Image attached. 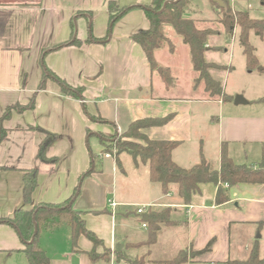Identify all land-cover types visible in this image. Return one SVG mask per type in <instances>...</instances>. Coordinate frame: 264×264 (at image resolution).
<instances>
[{"label": "crops", "instance_id": "0c3cea01", "mask_svg": "<svg viewBox=\"0 0 264 264\" xmlns=\"http://www.w3.org/2000/svg\"><path fill=\"white\" fill-rule=\"evenodd\" d=\"M109 1L130 9L101 42L96 39L106 34ZM151 2L0 0V113L7 106L26 105L36 92L33 107L12 110L2 121L6 137L0 142V218L36 204L61 203L77 188L74 209L82 211L85 227L101 241L94 246L80 235L72 246L70 228L59 234L57 229L63 226L41 231L38 242L49 257L47 264H112L109 260L92 261L89 254L94 249L110 251L130 241L145 242L148 227L142 225L135 209L148 203L154 204L152 211L166 209L173 223L160 228L155 243L145 245L149 260L145 264L171 258L182 248L202 250L210 241L208 250L184 264H225L229 259L245 258L251 246L258 244L255 233L264 226V183H227L228 200L221 204L215 202L216 186L202 184L185 203L176 185L163 193L161 186L149 179L148 166L123 160V153L115 158L103 156L110 160L108 164H94V171L83 175L92 164L91 138L99 143L100 135L121 134L131 122L144 118L166 119L142 133L151 140L177 141L171 157L181 167H190L203 157L217 169L222 147L231 158L237 145H259L261 150L264 143V114L241 112L235 104L229 107L222 99H209L195 78L180 81L178 62H159L164 48L155 50L154 58L169 68L172 82L165 85L160 67L156 72L150 69L143 50L130 35L149 27L143 8ZM234 2H229L232 8ZM191 5L188 14L194 12L204 23H210L219 12L210 1L203 15L197 5ZM246 8H251L250 3ZM224 32L208 37L207 62L217 64L209 61V53H229L236 42L237 34L229 38ZM90 36L95 39L88 41ZM72 38L79 43L67 44ZM209 43L218 48H209ZM186 61L190 64L188 50ZM46 69L70 86L82 87L81 95L62 93L52 77L44 76ZM212 71L217 69H210L213 77ZM41 82L43 88L38 90ZM45 130L56 132L58 140L47 147L45 159H40L38 148ZM54 158L56 163L51 161ZM33 167L37 168L36 185L26 203L23 171ZM111 201L116 206L112 207ZM133 223L144 231L143 237L133 239ZM22 247L16 230L0 223V264H28Z\"/></svg>", "mask_w": 264, "mask_h": 264}, {"label": "trees", "instance_id": "16d2710c", "mask_svg": "<svg viewBox=\"0 0 264 264\" xmlns=\"http://www.w3.org/2000/svg\"><path fill=\"white\" fill-rule=\"evenodd\" d=\"M219 9L222 16L220 23L228 35L238 28L237 42L242 49L245 58V66L248 71L257 68L264 72V66L259 69L258 59L255 55V48L249 42V34L253 32L261 40L264 41V19L253 18L246 10H236L231 7L228 0H223L224 7H219L216 3L209 0ZM260 6L264 7V0H257ZM163 0H152L151 4L144 7V14L149 21L147 29H140L130 35V38L136 42L143 50L150 69H158L160 67V75L168 85L172 82L173 77L169 69L156 63L154 52L157 49L164 48L171 44L163 31V25L169 24L172 30L180 36L182 42L187 46L190 57V65L197 76L194 82L202 85L209 99L227 98L223 86L220 81L214 79L209 70L217 67V64L207 62L204 59V53L207 49V40L212 31L206 28L196 27L193 21L185 17V13L189 8L190 0H169L164 8L160 5ZM130 7H119L115 2L109 1L107 4L108 24L106 34L98 41L104 42L109 37L114 23L123 15ZM233 35V34H232ZM95 38L90 36L88 41ZM67 44H78L76 38L70 39ZM45 77H52L60 86L62 93L79 97L82 93V87H72L64 80L54 76L48 69L44 71ZM43 88V82L38 86V90ZM35 93L31 96L30 101L26 105L7 106L0 113V142L6 137V130L2 126V121L9 117L12 110L22 111L33 107ZM263 99V98H262ZM98 118V117H97ZM95 119V118H93ZM166 119L144 118L131 122L128 128L120 134L124 140L117 141L115 146L116 156L121 152H125L131 156L133 162L148 166L149 179L161 186L162 192H168L170 185H176L178 196L185 202H190L192 196L196 194L202 184L211 183L216 186L215 202L218 204L228 200V194L224 189L225 183H264V143L261 147L262 160L251 164H236L227 154L224 147L221 149L218 168H214L203 157L200 161L190 167H181L176 164L171 157L172 150L178 145L177 141L171 140H151L148 139L140 130L154 125L163 124ZM128 139V140H126ZM58 140L56 132L45 130V137L40 142L38 148V158H44L47 147ZM143 141V144L137 141ZM111 146H102L101 154L111 152ZM96 157L90 152L92 164L90 168L83 174L88 175L94 171ZM52 162H57L54 158ZM37 168L33 167L23 171L22 195L24 202L28 203L31 194L36 185ZM77 188L73 194L65 201L57 204L34 205L30 210L17 209L12 217L0 218V223L11 225L20 237L23 247L22 252L25 254L28 264H47L49 257L40 247L38 242L39 233L42 230H49L63 223L70 228L71 243L75 245L80 235L88 238L94 246L100 245L101 241L94 235L92 231L87 229L84 220L81 217L82 211L72 208V202L66 206L74 197H76ZM140 220L147 224L148 237L144 242L146 246H150L156 241L157 233L162 226H169L173 222L169 219L166 209L160 211L147 210L142 214H138ZM211 241L199 251H191L187 253L183 249L178 250L171 258L165 260L152 261L153 264H184L190 257H194L203 251L209 249ZM122 246L114 247L116 262L123 261L125 264H145L148 260L146 256L130 258ZM125 247V245H124ZM127 247V246H126ZM107 250V249H106ZM105 253L90 252L92 261L109 260L105 258ZM225 264H264V256L259 252V246L254 243L243 259H229Z\"/></svg>", "mask_w": 264, "mask_h": 264}, {"label": "rangeland", "instance_id": "374dc122", "mask_svg": "<svg viewBox=\"0 0 264 264\" xmlns=\"http://www.w3.org/2000/svg\"><path fill=\"white\" fill-rule=\"evenodd\" d=\"M208 2L209 1H206V0H190V3L192 4L191 6L197 5V7L201 10L202 15L208 12ZM247 3H250L251 8L249 9L246 8ZM160 5H162L161 9L164 8L165 6L164 2L161 3ZM233 6L236 10L248 11L249 14L253 18L264 19V7L260 6L257 0H247V1L246 0H237V1L235 0ZM189 9L190 7L187 9L185 13V17L193 21L196 27L209 29L212 31V34L218 33V32H222V33L224 32V29L222 25L220 24V20L222 18L220 12H217L216 16L211 18L212 20L210 23H204L199 20L198 16L195 15L194 12H192L193 14H188ZM163 31L166 34L171 44V47L169 48L167 45L164 46V49L166 51H163L162 54L160 55L159 62L163 64L178 62V66L181 68L180 74L178 76L179 80L187 81L189 78H191V80L194 79L197 76V73L192 72L190 74L191 65L186 61L187 48L183 46V44L181 43L180 36H178L172 30L169 24L163 25ZM238 31L239 29L236 28V31L235 32L233 31L232 34L233 35L238 34ZM232 34L229 35V38L233 36ZM249 42L255 48V55L258 59V64H259L258 67H263L264 66V41L261 40L258 36H256L253 32H251L249 34ZM207 43H208V40H207ZM219 45L224 46L223 43H220ZM209 48L216 49L218 47L213 43L212 44L209 43ZM166 52H170L171 54L166 53ZM209 57H210L209 61L219 64V65H216L217 67L214 68V69H217V71L216 72L212 71V72L214 73L213 77L220 81L221 85L223 86L224 92L227 96V98L224 100L225 106H229V107L234 106L233 105L234 98L237 95H241L244 99L247 100L248 103L235 105V108H237L238 111L264 114V72L259 71L257 68L252 69L250 71L247 70L245 66V58H244L242 49L240 48L237 40L236 42H233L231 44V49L229 50V53L219 51L216 54L209 53ZM156 63L158 62L156 61ZM160 63L158 64L160 65ZM229 66H231V69H228ZM221 68H223V70H220ZM153 71L156 72V69H154ZM200 84H202V80L200 81ZM140 132L142 131L140 130ZM118 140L119 141L124 140V138H122L120 134L118 133H113L109 135H100L99 143L96 142V140L93 138L89 140L88 143L90 145V148H89L90 152H92L94 155H98V157H96L97 158L95 162L96 165H100V164L104 165L110 162L109 159H106L103 157L104 154H101V155L99 154L100 150L102 149V146H111L110 147L111 152H109L110 157L112 158L116 157V153H115L116 149H115L114 144ZM137 142L140 144H143V141L141 140ZM121 153H123L121 155V158H123V160L127 159V161H129L130 163L133 161V159L131 158L129 154L125 152H121ZM231 159L236 164H251V163L260 162L262 160V154H261L259 145L240 144L233 148L231 152ZM119 175L120 173L118 170L117 179L120 177ZM102 180H104V183H105V179L103 178ZM206 184H211V183H206ZM93 185H98V184L96 183ZM117 186L119 187L120 185L117 183ZM74 200H75V197L70 202H68L66 206L72 202V208H74V205H73ZM131 222H133V219H131ZM136 224L134 223L132 224L133 226L132 233H135V236H133V239H138L145 235L142 229H140L139 227H138L139 229L135 228V226H137ZM58 226L60 227L63 226V227L61 229H57V234H59L58 232H63L62 230H69V227L63 223L59 224ZM255 235H256L257 242H258L260 255L263 257L264 256V226L260 227L259 230H257V232L255 233ZM124 245L125 247L122 246L120 248L122 249L124 248L127 253L126 256L130 258H135V257L137 258V257H142L146 255L145 254L146 247H145L144 242L130 241V242H126ZM182 249L186 251L187 253L191 252V250L187 248H182ZM96 250L94 249L92 252L105 253L104 254L105 258H109V261L112 264H125L123 261H119V263L116 262L115 254L113 251L114 249L110 251L106 249H101L100 251H96Z\"/></svg>", "mask_w": 264, "mask_h": 264}, {"label": "built area", "instance_id": "2783aa9c", "mask_svg": "<svg viewBox=\"0 0 264 264\" xmlns=\"http://www.w3.org/2000/svg\"><path fill=\"white\" fill-rule=\"evenodd\" d=\"M228 1L231 2L233 0H228ZM104 156L105 157H110V154L106 153V154H104ZM224 185H227V183H225ZM110 205L112 207H114V206H116V203L114 201H111ZM153 206H154V204H149V203L148 204H141V205L136 206L135 211H136L137 214H142V213L146 212L147 210L152 209ZM142 225L145 226L146 224L143 223Z\"/></svg>", "mask_w": 264, "mask_h": 264}, {"label": "water", "instance_id": "95a60500", "mask_svg": "<svg viewBox=\"0 0 264 264\" xmlns=\"http://www.w3.org/2000/svg\"><path fill=\"white\" fill-rule=\"evenodd\" d=\"M212 2L216 3L219 7H224L225 6V3L223 0H211ZM167 1L164 2V5L166 4ZM261 67H259L260 69ZM247 103V100L244 99L241 95H237L235 98H234V104L235 105H239V104H246Z\"/></svg>", "mask_w": 264, "mask_h": 264}]
</instances>
